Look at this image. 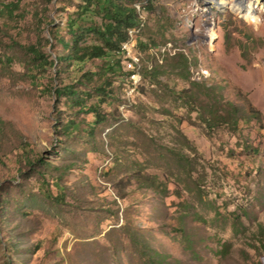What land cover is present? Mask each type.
<instances>
[{
    "label": "rangeland",
    "instance_id": "1",
    "mask_svg": "<svg viewBox=\"0 0 264 264\" xmlns=\"http://www.w3.org/2000/svg\"><path fill=\"white\" fill-rule=\"evenodd\" d=\"M57 9L61 0H19L14 18L0 20H7L0 26V264H145L130 241L133 232L170 264H262L264 0L255 9L257 25L211 0H154L149 18L160 13L171 53L183 51L190 62L175 68L182 57L165 58L153 74L144 72L125 122L115 95L123 99L126 83L117 77L106 102L97 104L90 90L93 96L82 99L100 118L76 107L69 114L65 98L56 104L60 82L75 85L98 67L74 64L57 75L47 29L57 25L64 33L68 14ZM25 47H35L39 59ZM186 90L200 95L189 100ZM201 94L215 98L208 106H237L242 118L245 101L261 115L248 118L240 135L208 126ZM69 119L79 129L65 137ZM143 178L163 184L164 192L136 189ZM179 215L182 230H172ZM225 242L232 248L220 259L215 250Z\"/></svg>",
    "mask_w": 264,
    "mask_h": 264
},
{
    "label": "trees",
    "instance_id": "2",
    "mask_svg": "<svg viewBox=\"0 0 264 264\" xmlns=\"http://www.w3.org/2000/svg\"><path fill=\"white\" fill-rule=\"evenodd\" d=\"M18 2L19 0H12L5 3L4 0H0V20L6 18L13 19L15 16L14 9L18 8ZM153 3L154 0H61V9H57L59 10L58 12H68L65 32L59 31L57 25L47 29L50 36V48L55 53V60L51 65L54 66L56 61L57 65L55 68L59 76L62 74V71L65 72L74 64H98V67L96 69L97 71H85L82 76L77 79V83H75L76 86L74 84H64L60 82V88L53 90V94L56 96V104L59 103L60 99L65 98L63 106L68 108L66 111L69 112V114L75 115L76 111L72 112L71 108L76 107L79 113L84 110L100 118L97 107L95 105L86 107L85 100L88 96L92 97V93H96V98L98 99L97 104L101 101L106 102V100L113 97L115 95L113 77H117L121 83H126V72L123 69L121 60L115 58V51L121 50L122 44L128 41L129 33L132 31L137 35L134 41L135 52L141 61V82L135 89L134 95L137 93V89L142 83L145 82L144 72L153 74L156 71L155 68L158 65H162L165 58L179 57L180 55L182 58H180V61L174 63L175 68L179 66L184 67V65L189 64L190 59L187 58L185 52L176 49L174 53L170 52L169 45H171V40L165 35L167 30L166 22L162 20L160 13L154 11L152 15H154L155 18L153 20L149 18V12H151L150 10ZM136 5L142 6L141 12L136 9ZM221 18L224 19L225 17ZM217 19L219 20L218 15ZM6 21H3L0 26L6 27ZM52 24H54V21L50 20L46 25ZM145 31H148V33L146 34ZM142 35H144V37H142ZM25 49L32 53L35 60L39 59L40 53L35 50V47H25ZM143 55L148 56L149 60L153 63L151 62L150 65L146 64ZM178 62H182V64L180 65ZM94 79H99L98 85L95 84ZM192 83L193 85L198 84ZM125 88L126 92H128L132 88V85H126ZM125 88L123 89V99H121V93L118 92L119 94L115 95V97L120 100L117 106L119 116H121L119 120L124 122L127 120L125 114L133 109L134 105V95L132 98H128ZM206 89L208 88L206 87ZM88 90L92 91V93ZM121 90L122 89H120V91ZM182 94H188L189 100L194 97L197 98L200 95V93L196 94L190 90L183 91ZM201 95L206 99V102H204L205 106L201 108L204 114L208 116L204 119V122L208 126L225 125L230 132L240 135L243 124L248 118L256 119L261 115V113L253 109L247 101L244 103L247 104L246 112L248 118H242L237 106L231 103H226L224 106H217L215 104L208 106V104H206L207 101H213L215 98L212 97V99H209V95ZM121 107H126L124 112L121 111ZM2 124V121H0V125ZM78 129V124L75 123L73 119H69L61 128V132L65 137H72L74 131L76 132ZM252 150L253 149H251V151ZM25 160L28 161V158H25ZM37 162L38 165L45 164V161L42 159L37 160ZM20 165H23L21 161ZM47 165L49 166L50 164L47 163ZM136 177L139 178L140 175H136ZM146 181L145 178L140 179V181H137V186L135 188L140 190H144V188L149 190L155 188V192H164L165 188L163 184L160 183L157 187H153L152 183H146ZM126 186L127 185L123 183L124 190H126ZM59 189L62 188L59 187ZM117 189L118 191L116 194L121 196L119 190L121 188L119 187ZM174 194L178 196L177 191ZM114 198L117 199L115 195ZM181 202L180 206L183 208L188 209L190 207V203L184 200ZM231 215L234 217V228H238V226L241 225L238 215L234 213ZM182 219V215L172 218L176 225L169 223L170 228L172 230L177 229L181 231L183 227ZM257 234L260 236L259 240L262 247H264V225L258 224ZM129 238L141 257L145 258V264H170L166 255L153 251L144 241V238L138 233L133 232L129 234ZM231 248L232 245L230 243H219V247L215 250V254L218 258L225 259ZM254 248L256 251L260 250L257 247ZM33 249L38 251L40 247H38V249L34 247ZM262 264H264V257L262 258Z\"/></svg>",
    "mask_w": 264,
    "mask_h": 264
},
{
    "label": "bare ground",
    "instance_id": "3",
    "mask_svg": "<svg viewBox=\"0 0 264 264\" xmlns=\"http://www.w3.org/2000/svg\"><path fill=\"white\" fill-rule=\"evenodd\" d=\"M211 1L214 2V5L218 6L219 9L223 11L230 10L232 13L238 15L240 18H243L246 21L254 23V25H257L260 22L257 17V12L255 10L256 7L260 5V0H211ZM136 9L139 12H141L142 6L136 5ZM134 34L135 32L133 31L129 33V35H134ZM124 44H122L121 49L123 48ZM131 52L133 53L134 61L137 63V67L135 68H138L139 60L137 58V53L135 52V42L131 43Z\"/></svg>",
    "mask_w": 264,
    "mask_h": 264
},
{
    "label": "built area",
    "instance_id": "4",
    "mask_svg": "<svg viewBox=\"0 0 264 264\" xmlns=\"http://www.w3.org/2000/svg\"><path fill=\"white\" fill-rule=\"evenodd\" d=\"M135 35H129L128 41H125V44L121 50L115 51V58L120 59L123 65V69L126 72V85H133V82L136 79H139L141 75H135V67H137V63L133 59V53L131 52V43H133L136 39ZM171 50V49H170ZM171 52V51H170ZM126 92V88H125ZM130 97L133 95V92H126Z\"/></svg>",
    "mask_w": 264,
    "mask_h": 264
},
{
    "label": "water",
    "instance_id": "5",
    "mask_svg": "<svg viewBox=\"0 0 264 264\" xmlns=\"http://www.w3.org/2000/svg\"><path fill=\"white\" fill-rule=\"evenodd\" d=\"M261 65H262V71H263V76H264V60H262Z\"/></svg>",
    "mask_w": 264,
    "mask_h": 264
}]
</instances>
